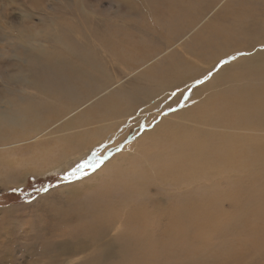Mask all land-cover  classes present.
Returning a JSON list of instances; mask_svg holds the SVG:
<instances>
[{
	"label": "bare ground",
	"instance_id": "bare-ground-1",
	"mask_svg": "<svg viewBox=\"0 0 264 264\" xmlns=\"http://www.w3.org/2000/svg\"><path fill=\"white\" fill-rule=\"evenodd\" d=\"M194 5L191 1L186 4V15ZM243 5L246 4L229 7L230 22L213 21L207 26V33L195 37L191 54H199L194 55L197 61L210 64L225 53L241 50L243 39L247 36V41L256 33L254 30L259 27L250 29V32L243 29L240 30L241 38L240 28L233 24L252 14L253 9ZM35 32L24 35L25 40L30 36L35 38ZM235 34L239 35L237 49L231 50L229 44L231 52L223 50V43L232 36L234 38ZM97 36L100 43L105 41L106 35ZM47 37L48 34H42L40 38L48 40ZM18 40L19 43L22 41ZM54 41L57 50L47 49L41 53L63 58L76 76L88 77V73L83 74L84 64L73 65L71 49L61 44L57 37ZM28 45L27 42L21 49L17 47V52L29 57L38 56ZM106 45L112 49L109 43ZM163 49L162 44L152 47L153 53H160ZM120 57V62H124ZM82 60L89 63L86 58ZM130 60L131 64H136L134 58ZM238 60L240 62L223 66L211 81L203 85L210 93H204L194 105L185 104L152 128L142 131L134 143L127 144L123 152L115 154L91 176L52 192L61 194L53 202H61L65 211L61 207L49 206L52 227L48 226L43 215L38 214L39 225L52 228H45L54 237L50 240L46 237L48 241L44 246L50 264H154L158 260L161 264H198L209 259V251L219 259H227L231 257L235 243L243 241L239 236L242 229L249 235L248 245L251 243L247 250H253L251 253L257 256L264 253V49ZM159 63L142 72L146 87L139 86L136 81L133 85L122 86L116 84L118 78L106 76L101 83L94 84L95 81L90 80L88 87L81 90L74 83L67 88L52 79L46 85H35L34 91L59 99L64 106L58 104L55 108L44 100H35L31 105L16 104L25 98L19 95L13 102L4 100L0 109V153H4L8 145L18 148L23 138L29 143L32 139L35 142L40 140L33 147H39L42 153L39 157L31 155L18 163L15 161L13 166H6L12 162L4 158L3 166L10 173L2 175L3 181L6 182L10 175L18 181L21 178L17 174L29 169L32 173H42L52 161L53 168L55 163L60 166L68 159L82 162L88 161L92 155L99 159L101 154L118 146L115 143L98 151L100 144H108L112 131L122 126L120 117L131 115L138 127L139 122L141 127L148 125L153 120V111L162 113L159 105L176 103L179 95L172 96L175 100L155 101L147 107L151 97L158 98L167 91L188 85L187 78L194 69L191 77L201 74L194 62L176 52ZM42 64L52 68L54 61L49 57V61ZM126 64L131 67L128 61ZM12 78L11 75L3 78L9 86L4 91L10 90ZM29 89L25 88L23 93ZM104 90L105 95L95 105L80 108L89 100L85 93L93 98ZM139 91L143 96L137 99ZM2 95L0 93L1 101ZM53 110L56 116L49 118L48 113ZM63 118L57 130L52 128ZM132 127L125 133L132 136L136 132ZM66 131L69 135H65ZM95 149L97 152L92 154ZM120 159L124 162H118ZM235 228L240 231H232ZM242 249L240 264L247 263L244 261L247 251ZM217 252L221 253V258Z\"/></svg>",
	"mask_w": 264,
	"mask_h": 264
},
{
	"label": "rangeland",
	"instance_id": "rangeland-1",
	"mask_svg": "<svg viewBox=\"0 0 264 264\" xmlns=\"http://www.w3.org/2000/svg\"><path fill=\"white\" fill-rule=\"evenodd\" d=\"M189 1L195 3V5L188 16L185 14V11L186 4ZM236 3L246 4L243 6H249L253 9L251 15L244 16L245 20L242 19L237 21L238 23H233L234 26L238 25L236 28H240L238 33L241 38L242 34L240 30L242 31L244 29L243 31L250 32V29L259 27L254 30L256 33L247 41L245 40L247 38L246 36L243 39L241 47L239 46L241 50H236V52H231V50L237 49L239 35L235 34L234 38L231 35L232 38L225 41L223 43L224 46L222 45V49L225 51H229V46H231L230 49H232L229 51L231 53H225L215 61L216 63L212 62L207 64L197 61L194 55L199 54H191L192 48L195 46V37L202 32L207 33L205 30L213 21L219 20L218 23H221L220 21L223 22L224 20V24L230 22L232 18H230L228 9L234 4L236 6ZM132 24H135V27ZM115 29L117 31L119 29V31L115 32ZM28 31H36L35 35L39 37L36 36L34 38L30 36L31 40L29 38L25 40V36L29 33ZM114 33L116 34L114 35ZM42 34H48V40L40 38ZM97 35H106V38L110 40L105 38L106 42L103 41V43H100ZM56 37L61 44L71 49L72 55L70 57L73 65L81 66V64H84L83 74L88 73V77L82 74L76 76L75 71L66 66L63 58H53L52 54L41 53L47 49L57 50L56 42L54 41ZM18 38L22 40L20 43ZM253 38L259 39L261 43ZM168 41L170 42L168 43ZM27 42L30 50L39 54L38 56L29 57L28 55H22L17 52V49H21L20 47L22 45L26 46ZM106 43H109L112 49H109ZM160 44L163 45L164 49L160 53H153L154 50L152 51V47ZM103 45L106 46L103 47ZM124 49H127L126 53ZM263 49L264 0H0V93H3L1 96L3 100H0V109L2 107L1 105L5 104L4 100L13 102L18 97L17 95L25 98H21L22 101L19 100L20 102H15L16 104L31 105L35 100H44L53 104L55 108H57L58 104L64 106L65 104L60 102L59 99H55L46 93L34 91L35 87H37L35 85H46L51 83L52 79L61 82V84L63 83L62 85L65 84L64 87L67 88H71L70 86L74 83L81 90L88 87L90 80L95 81L94 84L101 83L105 81L106 76L115 79L118 78V83L116 84H122V86L133 85L136 81L139 86L146 87L147 81L142 77V72L161 62L173 52L194 62L196 68L198 67L199 69L198 72L201 71L200 75H196L197 78L191 77L196 70L194 69L187 78V80L189 79L187 81L188 85L181 86V89L174 88L158 96V98L155 97L156 99L151 96L150 100H148L150 97L147 98L150 102L146 105L150 107L155 101L157 103H164L167 99L173 98V95H175L174 97L179 95L176 103L173 101L174 104L172 103L169 106H165V104L159 105L158 107L162 108V113L153 111V120L148 125L141 127V122H139L138 127L136 121H134V116L132 117L131 115L129 117L127 116V118L125 116L120 117L119 121H121L122 124L120 125L122 126L112 131L110 139L107 141L108 144H100L101 148L98 151L115 143H118V146L113 150L111 149L112 151L109 150L105 154H101V157H99L100 160L92 155L97 152V149H95L88 161L74 162L68 159L60 166H58L59 163L57 165L55 163L54 169L51 166L54 163L52 161L49 164L50 166L47 165L46 169L42 170V173H32L30 169L26 172L20 171L17 175L21 179L18 181L13 180L11 177L13 175H10L6 177L7 181L5 182L3 181L4 173H10V170L3 166L5 164L4 160L7 159L9 163L12 162V164L6 163V166H13L15 161L18 163L19 160H25L28 156L31 157V155L39 157V153H42L39 147H33L40 140L35 142L32 139L29 140L31 141L29 143L23 138L20 140L18 148L17 146H6V150L3 149L4 153H0V162L5 158L0 164V173L3 172L0 174V177H2L0 178V264H50L49 256L47 251L44 250V246L45 242L54 239V237H51L50 231L45 229L47 227L46 225L45 228L39 225L40 219L38 214L43 215L47 219L48 226L52 227L53 217L52 214L50 215L51 210H48L50 209L49 206L61 207L65 211L61 202H53L61 194H53L52 192L64 186H71L74 183L80 182L89 177V175L91 176L115 154L123 152L127 144L134 143L142 131L152 128L162 118L174 114L177 110L183 108L185 104L192 103L191 105H194L195 102L202 98L204 93L209 94L210 90L203 88V85L211 81L216 73L227 66L226 64L229 65L235 61L240 62L238 59ZM122 50L125 55L122 53ZM112 51H116L117 54ZM131 52L135 54L132 53V56L130 54ZM145 56L147 58L141 60ZM49 57L54 61L52 68L47 64H42L43 62L46 63L49 61ZM119 57L122 58L125 64L124 62H120ZM131 57L136 60V64H131L132 60L130 59H133ZM83 58L88 59L89 63L85 64L82 60ZM126 61L130 63L131 67L126 64ZM203 69L206 70L203 71ZM51 71H56L60 74H51L54 73ZM6 75L13 77L11 81L13 85L10 86L9 91L3 90L7 87L9 88L6 84L8 82H5L3 79ZM201 87L204 92L202 90L200 91ZM25 88H31V90L29 89L26 91L27 93H23ZM148 92L150 93V91ZM141 93V91L138 92L137 99L140 95L143 96ZM85 95L89 100L80 106L81 109L86 108L87 104L95 105L105 95V90L100 94L97 93L93 98H90V95L88 96L87 93ZM172 100L175 99L173 98ZM55 116L56 113L54 110L48 113L49 118H54ZM64 119H60L57 123H54L56 125L53 126V124L52 128L57 130V125L59 123L61 124ZM130 126H133L132 128H135L133 130L136 131L132 136L125 133ZM137 127L138 129L136 130ZM65 135H69V131H66ZM90 161L92 162L90 163ZM96 161L99 162L93 166L92 163ZM118 162L122 163L124 161L120 159ZM46 163L47 160L45 161V165ZM112 164H115L114 161H112ZM57 166L58 168H55ZM77 168L79 170L75 171L73 175V171ZM226 207L230 209L229 206ZM47 229L52 228L47 227ZM232 231L238 232L240 229L235 228ZM239 236L243 241L235 243L230 258H221V253L217 252L216 255L220 256L221 261V259L209 251V259L206 258V261L198 264H224L225 262H227L226 264H240L242 248L243 251H247L245 253L247 257L245 258L244 256V261L246 260L247 263L244 264H264V253L257 256L251 253L253 250H247V246L248 248L251 247L249 246L251 243L248 245L249 235L246 231L242 229ZM242 244L243 246L241 247ZM154 264H161V260H158Z\"/></svg>",
	"mask_w": 264,
	"mask_h": 264
},
{
	"label": "snow or ice",
	"instance_id": "snow-or-ice-1",
	"mask_svg": "<svg viewBox=\"0 0 264 264\" xmlns=\"http://www.w3.org/2000/svg\"><path fill=\"white\" fill-rule=\"evenodd\" d=\"M78 170H79V168L75 169V170L73 171V175L75 174V171H78Z\"/></svg>",
	"mask_w": 264,
	"mask_h": 264
}]
</instances>
